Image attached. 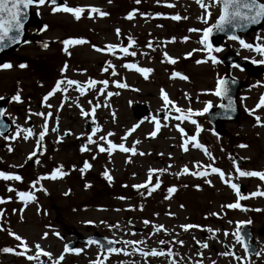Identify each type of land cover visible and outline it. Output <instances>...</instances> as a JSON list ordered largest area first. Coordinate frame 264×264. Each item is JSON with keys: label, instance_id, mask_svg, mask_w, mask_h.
Segmentation results:
<instances>
[{"label": "rangeland", "instance_id": "374dc122", "mask_svg": "<svg viewBox=\"0 0 264 264\" xmlns=\"http://www.w3.org/2000/svg\"><path fill=\"white\" fill-rule=\"evenodd\" d=\"M64 5L81 6L86 10L77 20L71 13L53 12V7L48 6L41 8L42 31L36 32L29 26L28 42L5 55L4 64L12 66L0 71V100L7 101L5 114L12 124L5 137L0 135V171L22 177L21 181L0 178V200H3L0 203V229H3L0 230V264H53V260H59L61 255L60 264H91L96 260L103 264H173V261L192 264L197 260H202L203 264L212 261L238 264L232 256L220 253L229 251L244 256L243 247L233 233L237 231L238 221L249 220L258 251L264 249V196L240 200L242 208L239 209L224 207L237 201L235 191L225 182L229 179L244 187L241 193L264 191V181L239 177L235 172V167L264 170V127L233 125L230 132L217 136L207 124L206 113L196 114L208 102L216 101L217 96L213 93L217 80L228 71L258 88L240 90L239 97L246 111L252 110L249 104L259 95L261 87L258 85L264 84L262 77L254 80L240 68L229 69L219 60L213 64L205 46L200 43L202 30L214 24L219 16L220 4L210 6L211 16L206 23L203 19L205 10L196 0H159V3L141 0L139 4L135 0H63ZM90 7L99 8L108 15L101 17L92 13L89 16L87 9ZM133 10L137 11L132 19H128ZM175 15L181 19H171ZM257 35L264 37V25L244 40L253 43ZM80 37L86 43L68 45L65 50V39ZM129 40L133 43L129 44ZM45 43L47 48L43 47ZM109 44L118 47L114 52L108 51L106 46ZM149 44L152 46L148 47ZM93 45L103 50L96 51ZM120 46L128 47L129 52L135 51L137 55L121 53ZM219 47L220 52L211 54L217 59L230 49L242 57L261 59L234 40L225 39ZM163 54L175 58V63L170 59L164 61ZM127 63L153 71L145 78L135 68H124ZM21 64L25 67H20ZM65 65L67 68L62 71ZM180 70L187 79L173 76ZM67 79L82 83L91 79L98 83L95 88H86L83 95L75 85L62 83L61 88L67 87V92L57 90L44 100L57 81ZM104 80L109 82L106 87L99 83ZM117 82L127 87H117ZM162 91L182 110H192L191 119L202 129L197 140L206 147L208 154L193 147L191 142L187 151L184 150L187 137L196 135V125L190 120H176L178 113L171 106L167 119L157 118V112L165 107ZM15 95H19V102L12 99ZM95 105L100 106L92 113ZM82 111L93 114L95 125L92 129H98L95 133L85 129ZM45 121L47 131L38 160L30 163L29 155L35 151L37 136L44 131ZM177 125L187 135L182 134ZM24 129L33 132L27 140L23 138ZM152 132L156 133L154 137L150 135ZM228 134L231 137L238 135L239 139L228 142L233 141ZM90 135L95 143H88ZM101 136L106 139L101 141ZM108 140L124 143L125 147L134 146L136 154L118 149L111 155L100 152L98 145L107 147ZM82 147L86 150L81 151ZM233 154L239 155L245 163L234 165ZM85 162L91 167L84 169ZM208 165L221 169L225 180L222 181L218 173H211ZM185 167L189 169L188 173L183 172ZM196 167L206 174L194 176ZM56 169H59L58 178L53 180L49 174ZM150 169L164 171L153 172L152 184L157 179L161 183L148 194L146 188L133 186L144 184ZM105 171L112 177L111 181L104 177ZM169 187H175L176 191L168 193ZM19 191L31 192L35 200L25 202L17 195ZM144 220L150 223L146 225ZM184 224L201 227L185 231L181 228ZM160 225L164 230L157 231ZM96 232L117 240V248L127 249L129 254L102 253L95 243L79 244L76 247L81 249L78 254L64 252L66 243L78 234L89 236ZM9 233L19 235L27 244L25 255L16 254L25 249ZM125 241L143 243L133 246L126 245ZM178 241H183V245ZM42 242H47V247L42 248ZM204 243L207 248L202 246ZM37 244L51 256L38 254ZM138 246L149 252L170 249L173 256L145 257L138 251ZM4 248L15 251L6 253L2 251ZM198 252L203 254L202 257L197 255ZM29 255L39 258L28 260ZM249 260L251 264H264V254L251 255Z\"/></svg>", "mask_w": 264, "mask_h": 264}, {"label": "snow or ice", "instance_id": "6c2138e0", "mask_svg": "<svg viewBox=\"0 0 264 264\" xmlns=\"http://www.w3.org/2000/svg\"><path fill=\"white\" fill-rule=\"evenodd\" d=\"M110 2V0H109ZM135 2L137 4H139L141 2V0H135ZM157 2L159 3V0H157ZM46 3V0H0V47H3L5 45V42H10V43H18L20 42V35L22 34L23 28H24V20L27 18V9L32 6V5H44ZM51 3L53 5L56 4V0H51ZM196 3L202 8L204 9V22H207V18L211 16V12L209 11L210 6H214L215 4L219 3L221 4V13L219 15V17L217 18V20L215 21L214 24H212L210 27H206L202 30L203 35L202 38L200 40V43L203 44L204 50H206L209 53L210 59L212 61L213 64L218 63V59L216 56L211 55L213 51L215 52H220L222 49L220 47H215L213 48V45L211 43H209V37L210 35L213 33V31L215 32H219V33H223L225 32L227 29L231 28L233 34H231L229 36L230 39L232 40H236L238 41V43L240 44V46L243 49H247L251 52L256 53L257 55H259L261 57V59L259 61L257 60H252L253 63H260V64H264V37L257 35L256 37H254V42L253 43H248L246 42L243 38H241L239 35L235 34V30L236 29H240V30H245L247 29L250 25H254V24H258L261 23L262 21H264V0H210V3H205V0H196ZM169 7H172L173 5H168ZM85 8L81 7V6H75V7H70L67 5L61 6V7H56L54 6L52 8L53 12H57V11H63L66 13H71L75 19H80L81 18V14L85 12ZM88 11V15L91 16L92 13H98L101 17L108 15V13L100 10L99 8H95V7H90L87 9ZM137 10H133V12H130L127 16L128 19H132L134 16V13ZM159 15V14H158ZM186 19V17H184ZM171 19L173 20H180L181 17L179 15H175L172 16ZM45 29L47 28V26H44ZM119 29L116 30L117 35H119ZM189 31H200L199 29H190ZM15 32V35H10V33ZM185 40L188 39V37L184 38ZM174 40V38H173ZM25 43H27L28 41H24ZM86 43L85 40L83 39H65L63 41V44L65 46V50H67V46L68 45H76V44H83ZM133 43V41L129 40V44ZM152 45L149 44L148 47H151ZM43 47L47 48L48 45L45 43L43 45ZM93 47L95 48L96 51H102L103 49L96 47L95 45H93ZM108 51H115L118 47V45L116 44H109L106 46ZM119 50L121 53H124L126 55H131V56H136L137 53L135 51L129 52L128 47H123L120 46ZM166 55V54H165ZM187 55H191V53H188ZM170 62L175 63V58H170ZM200 61H197V63H199ZM11 64H3L0 65V67H3L5 69L7 68H11ZM235 67H239V65H234ZM20 67H25L24 64H21ZM124 68L126 69H133L135 68V70L141 74H143L145 76V78H147L148 73L152 72L153 69L151 68H146V67H137L135 64H131V63H127L123 65ZM67 66L65 65V68L62 69L66 70ZM105 71H107V69H105ZM113 74L115 75L116 73L113 71ZM173 76H179L183 79H187L186 76H183L181 73H173ZM62 83H66L67 86H76V90L79 91L82 95L85 93L86 88H95L97 85V81L95 80H88L86 83H80L76 80L73 79H67L66 81H57L55 87L49 91L46 96L44 97V100L46 101L49 97H51L57 90L63 91V92H67V87L61 88V84ZM100 84H103L105 87L108 85V81L104 80V81H100ZM230 81L224 78H219L217 80L215 89H214V95L223 98H228V92H229V85ZM231 83H235V80H232ZM117 87L120 88H125L127 87L126 84L124 83H120L117 82ZM102 91V89H101ZM162 97L164 100L165 105H170L176 113H178V115L175 116L176 120H190V122L194 125H196V135H191L188 136L187 139L185 140V143L183 145L184 150L187 151V145L189 142H191L192 146L195 147L196 149H202L204 150L205 154H208L207 149L204 145L200 144L197 140V135L198 133L202 130L201 127L197 124V122L195 120L191 119L192 116V110L188 109L187 111L182 110L181 108H179L178 106L175 105V103L173 101H171L169 99V97L167 96L166 93H164L162 91ZM108 95H112V93H108ZM13 100L15 101H20V97L19 95H15L12 97ZM229 102L227 105V108H231L232 107V101L231 98H228ZM48 107H51V105H47ZM100 105H95L92 108V113L95 112V107H99ZM264 106V94L261 95L258 103L256 104V108H260ZM211 102H208L207 105L203 108V110L201 112H198L196 114L198 115H202L203 113H206L209 111V108H211ZM221 108H225L226 106L224 104L220 105ZM250 113L254 112L255 109L252 110H248ZM3 112L0 111V116H3ZM82 115L84 116H88L89 113L88 112H81ZM36 115H44L43 113H36ZM48 116H51V113L47 114ZM168 117H165V119H167ZM256 121L257 123H261L260 117H256ZM156 127L157 129H159L160 127V123L157 122L156 123ZM178 128V130L184 134L187 135L184 131L183 128H180L179 125L176 126ZM45 130L41 131L39 133L40 139L41 141L44 139L45 133L47 131V122L45 121V125H44ZM55 130V129H53ZM98 129H92V132L95 133ZM132 129L129 130V132H131ZM24 133H26L23 138L25 140H27L29 138V136L33 135V132L31 129H24L23 130ZM21 134L20 130H17V136H19ZM109 136L113 135V133H108ZM150 135H152L153 137L156 135L155 132L150 133ZM15 138V137H13ZM88 143L92 144L95 143V141H93L92 136H88ZM106 137L101 136L100 140L103 141L105 140ZM121 139H124V137H122ZM240 147H245V145H240ZM119 150L121 152L124 153H128V152H132L133 154H136V149L135 147H125L124 143H113L111 140L107 141V147H104L103 145H98V150L100 152H107L109 155L112 154V152L114 150ZM86 150L85 148H81V151ZM140 155H144V153H139ZM32 155H35V153H33ZM31 158V156H30ZM130 162V161H129ZM233 164H236V161H233ZM84 169L90 168L91 165H89L87 162L84 163ZM207 167H209L211 169L212 173H218L221 180H225V173L217 168V167H213L211 165H208ZM83 171V169H82ZM154 171H164L163 169L160 170H153L150 169L148 172V179L146 180V182L144 184H140V185H134L133 187L140 189L141 187H144L148 190V194L151 193V191H154L156 188H159L160 186V181L157 179L154 183V185L152 184V175ZM189 169L187 167H185L183 169L184 173H188ZM235 172L238 174L239 177H255V178H259L261 181H264V170H241L239 167H235ZM58 173H59V169H56L54 171H52L49 174V177L51 179H57L58 178ZM194 175H204L206 173L203 172H195L193 173ZM60 175H63V173H60ZM104 177L108 180L111 181L112 177L109 175V173L107 171H105L103 173ZM0 178H2L5 181L8 180H15V181H21L22 177L18 174H13V173H8L5 171H0ZM226 183H228V185L235 191V194L237 196V201L233 202V203H229L227 205H225L224 207L229 208V209H239L242 208V205L239 203L240 200H244L247 199L249 197H256V196H264V191H254L252 193L249 194H244L241 193L240 191V187L237 183L232 182L230 179L225 181ZM208 183H210V181H208ZM88 185H86L87 187ZM33 187H35V185H33ZM198 187V186H197ZM9 191H14V189L9 188ZM168 193H173L176 191L175 187H169L167 189ZM17 195L22 199L25 200V202L30 201V200H35V196L28 191H19L17 192ZM120 199H125V197H119ZM3 200H0V203H2ZM182 207V206H181ZM142 210V209H141ZM212 215H218L217 213H212ZM91 223V222H88ZM144 224H149L150 221L148 220H144L143 221ZM231 223V222H230ZM251 221H238L236 224L237 227V231L233 233L237 243L241 244V246L243 247L244 250V256H238L233 252H223L220 253V255L223 256H232L234 260H236L238 262V264H251L249 257L251 255H256V256H260L262 254H264V249L260 250V251H254L253 249H251L249 247V244L246 243L245 241V237L242 236L240 234V228L241 225L243 224H250ZM199 228L201 226L199 225H192V224H184L181 225V228L185 231L191 229V228ZM3 230V229H0ZM160 230H164V226L160 225L157 228V231ZM209 232H213V229L208 228L207 229ZM218 231V230H216ZM10 235H14L15 239L17 241H20L21 244L20 246L23 247L25 249L24 252H16L17 255H25V253L27 252V244L22 240V238L19 235H16L14 233H9ZM56 235H59L58 233H55ZM225 235H228L227 232H225ZM44 236H47V233L44 234ZM89 244H94V243H99L98 241L95 240H89L88 241ZM114 241L112 240H108L107 241V245L108 247L105 249L106 253H121L123 252L124 254H129L127 249H121V248H116V247H112L111 245H113ZM126 245H137L140 243H143V241H125L124 242ZM161 244H165V241H160ZM178 243L182 246L183 245V241H178ZM199 243V242H197ZM204 248H207L208 245L207 243H204L202 245ZM36 251L38 254L40 255H44L47 257H50L51 254L47 251H43L40 248V245H36ZM101 248H104V245H100ZM2 251L6 252V253H11L14 252L15 250L13 248H4L2 249ZM81 251V249L79 248H69L68 246H65L64 248V252L68 253V252H74V253H79ZM138 251L140 252V254L142 256H153V257H158V256H168L171 257L173 256V253L171 252V250H156L153 249L150 252L149 251H145L143 249H138ZM198 256L202 257V253H197ZM39 256H33V255H29L27 256L28 260H34L37 259L38 260ZM63 260V255L60 256L59 260H53V264H60V261ZM91 264H103L102 261L100 260H96V261H92ZM173 264H178V262L173 261ZM192 264H203L202 260H197V261H193ZM211 264H215V261H212Z\"/></svg>", "mask_w": 264, "mask_h": 264}, {"label": "water", "instance_id": "95a60500", "mask_svg": "<svg viewBox=\"0 0 264 264\" xmlns=\"http://www.w3.org/2000/svg\"><path fill=\"white\" fill-rule=\"evenodd\" d=\"M49 3L52 4L51 0H49ZM60 3H61V0H56V5H59ZM29 8L26 10L27 11V18L24 20V28H23L22 34L20 35V42H18V43H10V42L6 41L5 45L3 47H0V65H1V57H2V55L5 52L13 50L15 48V46H17L18 44H20V43H22L24 41L26 27H27V25L30 22ZM263 22L264 21H262L261 23H258V24L250 25L245 30L236 29L235 30V34L239 35L240 37H241V35H240L241 32L247 35L251 31L260 29L262 24H263ZM35 25H36V27L38 29H40L41 26H40L39 20H35ZM15 34H16L15 32L10 33V35H15ZM231 34H233L231 28L227 29L223 33H219V32L213 31V33L211 34V38L213 40L215 38L223 39L225 37H229ZM223 62H225L229 66H231L233 64H237V65H239L241 67H244V68H248V67L252 66V62L251 61L243 59V58H239L235 54H229L226 58L223 59ZM224 79H227V80L230 81V83L228 85V88H229L228 98H231V101H232V109L231 110H234L233 107H235V105H236V96H237L238 88L240 86V81H238L237 79L232 78L229 75H226L224 77ZM232 80H235V83H231ZM228 98H223L224 102L222 104H224L226 106L225 108H221L220 107L221 104H220L218 108H213V109H211L209 111L210 121L214 124L215 131H217V132H221V130H222L218 126L219 124H217V120L222 118V116H224L226 114V111H229V108H227V105H228V102H229ZM0 111H2L4 113V111H5V101H2L0 103ZM168 112H169V107H167L164 112H160L158 116L162 117L163 115H167ZM93 126H94V120H93L92 115L89 114L88 116H86L85 128L86 129H91ZM10 128H11V125H10L9 121L6 120V118L4 117V114H3V116H0V133L3 134V135H6L7 132L10 130ZM41 144H42V141H41L40 136H39V140L37 142V148H36L35 155H31L30 161H33V160L37 159V154H38V151H39V149L41 147ZM236 159H237V162H239V163L243 162L239 158H236ZM249 229L250 228H249L248 224H243L241 226V228H240V234L245 237V241H246V243L249 244V247L255 251V244H251L249 242L250 238H251V231ZM90 239L98 241L99 243H97V244H99V245H104V248H101V250L103 252H106L105 249L108 247V245H107V241L108 240L114 241L113 245H111L112 247H117V242L115 240L109 239V238H107V237H105L103 235H100L99 233H95L94 235H92L90 237H87V238H84V237L80 236L77 240H73V241L68 242L66 246H68L69 248H74L77 245L78 241L81 242V243H85V242H88Z\"/></svg>", "mask_w": 264, "mask_h": 264}, {"label": "flooded vegetation", "instance_id": "af4514ba", "mask_svg": "<svg viewBox=\"0 0 264 264\" xmlns=\"http://www.w3.org/2000/svg\"><path fill=\"white\" fill-rule=\"evenodd\" d=\"M48 7L52 8V6H49V5H48ZM41 8L42 7H33L31 9V15H33V17L40 16L39 10ZM223 42H224V40L216 39L214 41V47H219L221 45V43H223ZM257 61H259V60H257ZM246 72L248 73L249 76L254 78V80H258L261 77H262L261 80H264V64H260L259 63L254 68V70H251V71H249V70L247 71L246 70ZM258 86L261 87V90L258 93L259 95L257 96V98L251 104H249V109L252 108V109H255V111L250 113L249 111L244 110L243 109V107H244L243 101L239 97V94H238V98H237V104H238L237 106L239 108L238 118L231 119V120H222V122L220 123V127L224 130L222 134L230 132V130H231L230 127H232L233 125H243V126H248L250 128H252L254 126L264 127V106H262V107H260L258 109L255 107L256 104L258 103L261 95L264 94V84L263 85H258ZM243 88L258 89L257 86H255V85H253L251 83H247L246 80L242 82L241 89H243ZM216 98H217L216 101L213 104H211V105L215 106V105H217L220 102V98L219 97H216ZM241 107H242V109H241ZM259 114H261V116ZM256 117H260L261 123H257ZM239 123H241V124H239ZM207 124H208V126L210 128H212V125H211V123L209 121L207 122ZM231 138H233V141H231V140H227V141L228 142H234V141L239 139V136L233 134ZM234 157L235 156L233 154V159H234Z\"/></svg>", "mask_w": 264, "mask_h": 264}, {"label": "bare ground", "instance_id": "6f19581e", "mask_svg": "<svg viewBox=\"0 0 264 264\" xmlns=\"http://www.w3.org/2000/svg\"><path fill=\"white\" fill-rule=\"evenodd\" d=\"M40 244H41L42 248L47 247V242H42V243H40Z\"/></svg>", "mask_w": 264, "mask_h": 264}]
</instances>
